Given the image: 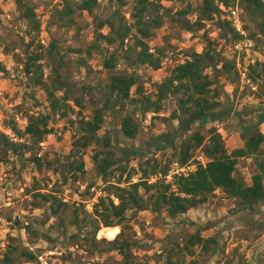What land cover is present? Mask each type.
<instances>
[{"label":"rangeland","instance_id":"1","mask_svg":"<svg viewBox=\"0 0 264 264\" xmlns=\"http://www.w3.org/2000/svg\"><path fill=\"white\" fill-rule=\"evenodd\" d=\"M24 1L36 7L42 21L39 36L24 18V11L19 9L16 0H0V63L5 67L3 72L0 71V118H3L1 121L12 120L15 114L28 119L33 114L50 113V101L44 87L36 85L33 75L26 74L24 70L28 54L31 52L27 49L31 39L35 41L32 49H36L40 42L43 44V36L46 39L47 44H43L42 48L44 56L41 64L44 78L48 83L53 82L49 77L59 61V54L55 53L56 62H53L54 57L50 54L51 44L56 43L62 53H67L68 67L62 68L60 74L62 80L67 81L65 86L71 90L72 98L68 102L69 114L65 117L58 115L52 119L51 127L55 132L46 138L40 149L28 152L23 160L11 154L8 161L0 163V264H4V256L10 244L33 250L41 264V256L49 264H119L123 257L119 252L111 250L106 242L114 239L109 237L108 232H101L104 226L95 232V226L91 223L95 206L99 204L101 197L108 195L106 187L119 181V172L107 179L97 173L93 156L99 147L92 144L77 158V161L82 159L85 161L86 174H80V179L76 181L73 173L65 169L67 182H64L62 175L64 167L74 161L78 121L83 116L91 117L97 107L106 104L109 73L104 68L105 56L95 51L92 57H88L86 53L79 54L77 51H86L94 43L98 32L96 18L109 17L113 10L112 5L110 0H99L100 5L93 15L77 10L73 17L67 18V21L73 19L75 24L65 30L58 26V11L64 9L65 0ZM79 1L81 0H71L74 9ZM163 3L166 7L165 12L171 13V16L166 18L164 26L156 31L155 38L150 41L153 51L159 47L167 51L163 68L155 71L147 66L129 67L124 61L117 68L119 72L138 73L145 93L154 95L156 82L168 78L178 64L185 62L190 52H202L206 45V34L217 43L218 50L225 57L237 58L240 70L248 69L250 72L251 65L257 61L264 63L263 36L258 42L252 39L253 46L249 51L240 52L236 48L237 41L232 39L231 33L225 27H221L218 19L204 21L206 26L197 33L186 32L182 28L187 20L195 22L202 17L201 0H165ZM189 3L193 5L191 15L178 18V12L185 9ZM131 8L132 1L124 10L128 19ZM237 8L242 21H245L252 30L259 31L257 22L242 8ZM221 16L223 20L230 19L231 13L224 10ZM175 18L181 21L174 22ZM109 31L108 27L102 30L106 34ZM132 43L131 38L126 40L128 47ZM103 47H107V44L104 43ZM221 82L228 93L227 101L229 99L236 109H264V98H258V86L254 83L241 80L239 85H232L224 78ZM137 89H133L135 97ZM65 93L66 91H60L58 95L62 96ZM77 99L82 101L83 108L76 105ZM176 108L177 99L170 97L160 114L162 119L153 121L152 113H140L137 116L140 134L131 140L122 133V120L126 112L119 110L118 107L117 111L107 112V122L99 135L102 138L111 136L116 145L115 153L121 156L119 151L121 147L146 145L153 137L167 132L169 126L163 119L170 117ZM238 117L233 115L229 121L206 125L201 131L209 135L212 128L218 129L230 150L244 146ZM174 123L176 126L179 125L178 121ZM25 126L22 124L20 127ZM261 129L264 132V124ZM1 147L0 145V159L3 158ZM173 153L174 150H169L160 152L158 156L168 160L173 157ZM36 155L42 157L45 163L54 161L61 171L55 172L47 165L39 169L32 161ZM126 163L131 169L140 170L141 161L137 158ZM254 171V162L251 158L241 160L238 174L245 177L247 182H252ZM139 178L140 175L137 174L133 179L137 182ZM56 185L61 189L59 198L68 205L64 212L56 216L52 215L48 204H44L45 207L42 208H35L31 204L33 197L31 194L27 195V188L37 186L48 191L55 190ZM112 198L119 203L114 196ZM77 207L80 209L79 225L76 224L74 212ZM128 217L131 219L129 224L132 227L129 233L138 243L133 252L142 263L168 264L167 256L175 241L182 246L186 245L185 238L188 235H193L211 223L212 227L201 234L206 238L216 237L219 245L210 255H204L202 247H197L194 255L184 254L182 264H264V204L258 206L256 212L242 211L238 208L237 201L225 199L223 192L219 191L207 204L176 219L169 218L165 211L158 215L151 210L129 211ZM86 218L89 221L85 222ZM16 264L38 263L22 259Z\"/></svg>","mask_w":264,"mask_h":264},{"label":"trees","instance_id":"2","mask_svg":"<svg viewBox=\"0 0 264 264\" xmlns=\"http://www.w3.org/2000/svg\"><path fill=\"white\" fill-rule=\"evenodd\" d=\"M19 9L24 11V18L37 35H41L42 21L39 18L36 7L31 6L24 0H16ZM132 1L130 19L127 18L124 10ZM165 0H110L112 12L106 19L96 18L98 32L95 41L88 49L77 51L79 54L86 53L92 57L95 51L105 56L104 68L109 73V84L107 85V99L103 107H97L91 117L81 118L78 121V129L74 141V161L63 166L62 175L64 182L68 181L65 169L73 173L74 179H80V174H86L85 161H77L85 149L92 144L98 145L93 156L97 173L107 179L119 172V181L111 183L106 187L108 195L101 197L99 204L94 208V218L91 223L94 230L99 231L102 226L122 228L118 236L112 241H106L110 249L117 251L123 257L119 264H147L140 262L134 254V247L138 243L132 238L129 231V211L142 212L151 210L160 215L163 211L167 216L176 219L185 215L193 209L207 204L216 194L223 192L224 198L238 202V208L242 211L256 212L258 206L264 204V132L261 126L264 124V109H236L230 100L227 101L225 86L221 82L224 78L232 85H239L242 76L238 67L237 58H228L218 50L217 43L208 34L205 35L206 45L202 52L192 51L188 54L185 62L178 64L170 76L163 81L156 82V93L150 95L144 92L140 84L138 73L119 72L117 68L121 62H127L129 67L147 66L155 71L163 68L167 51L165 48H156L153 51L150 41L156 36V31L164 26L166 18L171 13H166ZM174 1V0H166ZM202 17L195 22L187 20L183 23L186 32L197 33L204 29V21L218 19L222 28H226L232 35V39L240 41L244 39L261 41L264 37V0H201ZM99 0H81L76 8L71 5V0H65V7L58 11L60 29L72 27L75 21H67L73 17L77 10L86 11L90 15L95 13L99 7ZM192 3L178 12V18H186L192 13ZM240 7L244 12L257 22L259 31H254L249 25L242 21L246 35H243L230 19H222L224 8L231 13V9ZM204 16V17H203ZM175 18L174 22L181 21ZM108 27L109 33L102 30ZM247 31L249 34L247 35ZM226 37V35H222ZM132 39L133 43L125 47L126 40ZM106 43L107 47H103ZM35 41L27 45L28 54L24 70L26 74L33 75L36 85H42L47 92L50 101L49 114H33L28 118L25 127H19L12 119L4 122L7 129L12 130L17 141L10 135L0 131V145L3 158L0 163L8 161L13 154L17 158H25L28 152L40 149L46 138L55 132L51 127V121L58 115L69 114V101L71 90L65 86L66 80H62L60 71L68 67L66 61L67 53H62L56 43L51 44L50 54L53 62H56L55 53L59 54L57 67L53 68L51 76L52 83L44 78L41 61L43 60L40 42L36 49H32ZM126 48V49H125ZM75 52V51H71ZM248 76L252 83L258 86V98H264V63L257 61L251 65ZM5 67L0 63V71ZM138 88L137 97L133 96V89ZM66 91L62 96L58 92ZM170 97L177 99V108L172 115L164 118L169 126L168 131L153 137L146 145H132L121 147V156L115 153V142L111 136L100 137L99 133L107 122V112L122 110L125 113L122 120V133L131 140L136 139L140 134V123L137 116L152 113L153 121L162 119L161 112L165 109L166 101ZM226 98V99H225ZM224 99L226 101H224ZM76 105L83 108L80 99L75 100ZM233 115H237L241 137L244 146L230 150L223 134L216 128L206 135L201 131L206 125L216 122L229 121ZM82 116V114H81ZM174 121H178L176 126ZM73 123L75 121H72ZM198 128V130H196ZM79 137H78V136ZM174 150L173 157L168 160L161 159L158 154ZM199 153H204L210 161L206 166L199 165L198 169L188 176H177L174 183H167V176L172 170L174 163L181 166L188 165L195 161ZM141 161L140 170L131 169L126 163L130 159ZM251 158L254 162L255 171L252 182H247L245 177L238 174L241 160ZM32 161L39 169L45 165L55 172H60L54 161L45 163L42 157L36 155ZM139 174L140 178L134 181V176ZM159 178L151 182L153 177ZM125 184V186H123ZM176 186V189L173 186ZM39 186V185H38ZM55 190L34 187L27 188V195L31 194V204L35 208L50 205L52 215H59L67 208V204L59 198V185ZM115 197L119 203L114 200ZM76 224L79 225L80 209L75 210ZM89 221L88 218L84 219ZM82 221V222H84ZM81 222V223H82ZM212 227L209 223L193 235L186 237V245L175 241L170 249L167 261L168 264H182L184 254L194 255L197 247H202L204 255L214 252L218 241L216 237L206 238L201 232ZM28 230V229H27ZM12 240H15L12 238ZM172 242V241H171ZM174 242V241H173ZM25 259L28 262H38V255L27 247H19L10 244L4 256V264H16Z\"/></svg>","mask_w":264,"mask_h":264},{"label":"built area","instance_id":"3","mask_svg":"<svg viewBox=\"0 0 264 264\" xmlns=\"http://www.w3.org/2000/svg\"><path fill=\"white\" fill-rule=\"evenodd\" d=\"M224 9L226 10V8H224ZM230 11H231L230 20H232L235 23V26L243 35H246V31L243 29V23H242V19H241L240 13H239V8L231 9ZM42 42H43V44H47L44 36L42 37ZM235 44H236V48L240 52L249 51L253 46V42L250 39L240 40V41H237ZM240 72H241L243 82L252 83V80L248 76L249 75L248 69H245V70L241 69ZM13 120L18 124L19 127L22 124L27 125V122H28V119L23 118L20 114H15V116L13 117ZM0 131L7 133L8 135H10V137L13 140L17 141L15 134L12 132V130H10V129L4 130L3 128H0ZM209 161H210V159L204 153H199L197 155L195 161L188 164V165L181 166L179 163H175L172 167L170 174L166 177L167 183H174V180L177 176H182V175L188 176L191 173H194L198 169L199 165L206 166ZM161 177H162L161 175L158 177H153L151 182H156ZM173 187L176 189L175 185ZM0 220H1V218H0ZM40 260H41L42 264H49L44 259L43 256L40 257Z\"/></svg>","mask_w":264,"mask_h":264},{"label":"bare ground","instance_id":"4","mask_svg":"<svg viewBox=\"0 0 264 264\" xmlns=\"http://www.w3.org/2000/svg\"><path fill=\"white\" fill-rule=\"evenodd\" d=\"M101 232L102 233L108 232L109 237L111 239H115L117 237V235L121 232V228L119 226L103 227Z\"/></svg>","mask_w":264,"mask_h":264},{"label":"crops","instance_id":"5","mask_svg":"<svg viewBox=\"0 0 264 264\" xmlns=\"http://www.w3.org/2000/svg\"><path fill=\"white\" fill-rule=\"evenodd\" d=\"M3 118L1 117L0 118V128H3L4 130H7V128H5V126H4V122L3 121H1ZM2 122V123H1ZM237 148V147H236ZM235 149V148H234Z\"/></svg>","mask_w":264,"mask_h":264}]
</instances>
